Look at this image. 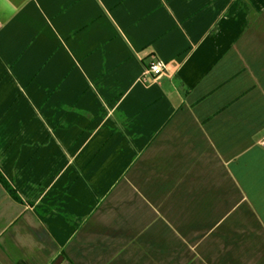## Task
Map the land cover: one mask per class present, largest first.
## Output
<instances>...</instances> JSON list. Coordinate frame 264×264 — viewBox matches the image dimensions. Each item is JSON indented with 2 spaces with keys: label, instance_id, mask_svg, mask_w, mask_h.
<instances>
[{
  "label": "crops",
  "instance_id": "obj_1",
  "mask_svg": "<svg viewBox=\"0 0 264 264\" xmlns=\"http://www.w3.org/2000/svg\"><path fill=\"white\" fill-rule=\"evenodd\" d=\"M263 140L264 0H0V264H264Z\"/></svg>",
  "mask_w": 264,
  "mask_h": 264
},
{
  "label": "built area",
  "instance_id": "obj_2",
  "mask_svg": "<svg viewBox=\"0 0 264 264\" xmlns=\"http://www.w3.org/2000/svg\"><path fill=\"white\" fill-rule=\"evenodd\" d=\"M165 69V62L154 58L149 66L142 72L141 81L147 83L152 82L156 78L162 76L165 72ZM262 145H264V140L262 141Z\"/></svg>",
  "mask_w": 264,
  "mask_h": 264
},
{
  "label": "trees",
  "instance_id": "obj_3",
  "mask_svg": "<svg viewBox=\"0 0 264 264\" xmlns=\"http://www.w3.org/2000/svg\"><path fill=\"white\" fill-rule=\"evenodd\" d=\"M0 183L11 193L13 194V191L10 189L4 178L0 174ZM14 195V194H13Z\"/></svg>",
  "mask_w": 264,
  "mask_h": 264
}]
</instances>
